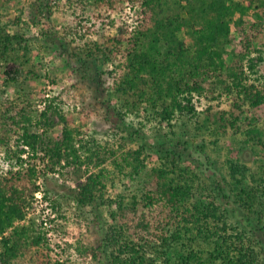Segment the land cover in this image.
Instances as JSON below:
<instances>
[{
    "label": "trees",
    "instance_id": "obj_1",
    "mask_svg": "<svg viewBox=\"0 0 264 264\" xmlns=\"http://www.w3.org/2000/svg\"><path fill=\"white\" fill-rule=\"evenodd\" d=\"M47 1L30 4L33 26L54 13ZM63 8L68 19L61 37L43 30L39 40L76 63L89 106L125 141L143 136L132 117L166 123L177 137L176 143L167 139L127 150L123 165H115L131 185L114 200L104 195L108 176L101 171L77 182L75 204L108 206L110 220L98 225L97 244L86 250L98 264H264V0H66ZM125 9L133 14L131 25ZM32 52L25 35L0 24V63L21 69L5 80L18 88L17 96L0 101V151L11 164L0 173V264H17L41 246L34 225L14 226L24 220L38 190L34 180L43 174L19 168L24 148L33 155L41 149L49 170L80 166L98 155L99 146L79 137L55 99L41 113L35 110L29 84L43 76ZM201 98H225L230 106L206 110L203 125L195 107ZM246 110L252 118L243 125ZM187 122L217 139L230 131L245 136L239 149L228 150L229 180L222 173L205 176L199 161L187 157ZM55 123L62 129L54 140L32 132ZM248 146L263 159L256 173L239 162Z\"/></svg>",
    "mask_w": 264,
    "mask_h": 264
},
{
    "label": "rangeland",
    "instance_id": "obj_2",
    "mask_svg": "<svg viewBox=\"0 0 264 264\" xmlns=\"http://www.w3.org/2000/svg\"><path fill=\"white\" fill-rule=\"evenodd\" d=\"M34 1L0 0V24L7 26L9 33H20L27 37L33 50L32 54L42 67L43 78L29 84L32 91L31 101L35 110L38 114L41 113L45 104L52 102L50 99H55L54 107H57L56 110L65 116L72 128H79L78 131L81 132L79 137L83 141L93 140L99 147L96 152L98 155L89 162L80 166L70 163L68 167L57 166L51 168L52 170L47 168L49 165L47 159L44 160V163L41 161L40 158L44 155L41 149L33 155L28 148H24L26 152L21 156L22 162L19 168L26 171L27 168L34 167L36 171L43 174H39L34 180L38 190L33 194V199L26 207L24 220L15 223L14 226L32 224L35 233L42 240L39 249L29 250L18 260L17 264H43L48 260L55 264H98L97 259L93 258L86 249L97 244L100 236L98 225L105 224V222L110 223L107 214L108 206H100L95 210L80 209L73 200L77 182H84L87 176L101 171L108 176L104 195L106 199L114 200L131 185V182L120 174L115 165L116 163L123 165L121 161L126 151L136 150L138 146L148 143L160 144L168 140L176 143L177 137L170 134L175 130L168 127L166 123L160 126L157 122H144V119L136 117H132L129 122L135 129L142 131L144 137L142 136L138 141H125V134L113 130L102 113L89 106L91 99L88 96V85L80 84L77 81L79 76H76L74 72L76 63H69L70 60L61 57L54 45L39 40V34L43 30L52 33L59 32L57 34L61 37V25L68 19V16L61 12L66 0H48L47 5L52 8L54 13L44 14L37 27L33 26L28 19V11L31 10L30 4ZM124 19L128 21V25L132 24L133 14L129 9L124 11ZM262 38L264 41V31ZM91 69L93 71L94 66H91ZM20 71V67L16 64L0 63V101L11 100L17 96L18 88L6 84L5 80L8 73L19 74ZM258 78V74L253 75L251 81ZM195 105L199 114L198 121L203 124L208 117L206 110L210 114L227 111L230 101L225 98L216 101L201 98ZM250 118L252 116L246 110L241 116L243 125L246 124L244 120ZM184 128L187 132L185 141L189 144L187 157L199 161V170L205 176L222 173L226 180H229V171L226 165V159L229 156L228 150L239 149V143L245 139L242 132L230 131L226 137L217 139L210 133L195 131L196 127L189 122ZM61 129L62 126L55 123L50 128L39 125L33 128L32 132L41 135L43 139L54 140L60 134ZM151 160L155 161V156ZM147 162L149 161L147 160ZM239 162L244 164L251 173H256L258 167L263 163V159L257 149L248 146L244 147L241 152ZM185 163L188 166V162ZM10 165L1 150L0 173H6ZM245 184L248 185L249 180Z\"/></svg>",
    "mask_w": 264,
    "mask_h": 264
}]
</instances>
